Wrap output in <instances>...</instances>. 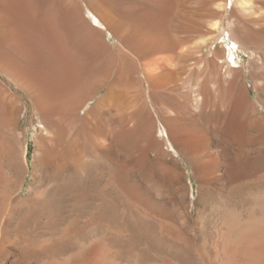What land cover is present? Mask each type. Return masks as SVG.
I'll return each mask as SVG.
<instances>
[{"label":"rangeland","instance_id":"374dc122","mask_svg":"<svg viewBox=\"0 0 264 264\" xmlns=\"http://www.w3.org/2000/svg\"><path fill=\"white\" fill-rule=\"evenodd\" d=\"M123 1L149 6L147 0ZM189 1L175 6L167 0L149 9H170L165 15L171 21L165 20L173 23L181 13L194 12L197 6H185ZM113 7L121 14L122 6ZM225 7L202 16L191 37L208 40L207 76L223 77L225 87L231 81L238 109L223 101L221 89L211 90L209 79L207 105L182 112L180 124L226 145L231 155H264V128L249 126L255 106L264 116V19L251 20L231 0ZM214 21L220 25L216 31L209 27ZM114 39L103 36L107 46L117 44ZM232 68L242 72L229 75ZM13 77L0 66V264H206L203 249L214 230L225 227L226 216L260 212L262 169L231 183L204 184L193 156L179 147L183 134L171 125L175 146L164 142L152 114L149 135L138 120L127 121L113 109L88 115L86 125L65 120L59 138L45 134L29 93ZM214 123L224 129L209 131ZM233 136L239 151L229 146Z\"/></svg>","mask_w":264,"mask_h":264},{"label":"bare ground","instance_id":"6f19581e","mask_svg":"<svg viewBox=\"0 0 264 264\" xmlns=\"http://www.w3.org/2000/svg\"><path fill=\"white\" fill-rule=\"evenodd\" d=\"M148 1L145 3H155L157 7L167 0ZM173 1L175 6L184 2ZM40 2L0 0V66L12 77L14 74L13 78L29 93L43 133L59 138L65 120L86 125L88 115L113 109L127 121L138 120L144 128L142 132L149 135L152 114L164 142L175 146L171 125L183 134L179 147L193 156L204 184L215 180L231 183L258 168L263 170L264 178V155H231L226 152V145L180 124L182 112H195L207 105L209 79L211 90L221 89L223 101L227 99L238 109L231 81L225 87L223 77H210V72L207 76L210 60L204 57L203 46L208 40L195 42L191 37L201 26L202 16L227 10V0H190L185 6H197L194 12L181 13L173 23L163 6L159 7L160 12L147 5L146 9L135 7L145 6L144 2L44 0L39 6ZM81 5L93 13L96 25L84 18ZM113 6H122L121 14H116ZM231 6L252 15L253 21L264 19V0H231ZM231 21L228 20L230 24ZM209 27L216 31L220 25L214 21ZM109 34L118 40L117 44L107 46L103 36ZM235 69H228L227 73L242 72ZM196 74V82L191 84V77ZM100 92L93 106L83 110ZM252 110L254 117L249 126L264 128V116H259L256 106ZM217 129H224V125L218 127L214 123L208 128ZM229 140L234 152L240 150L242 145L236 137ZM258 205V214L251 210L245 216L232 212L225 217V227L214 230L213 239L203 249L207 263L209 258L210 264H264V199Z\"/></svg>","mask_w":264,"mask_h":264}]
</instances>
